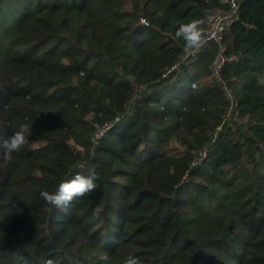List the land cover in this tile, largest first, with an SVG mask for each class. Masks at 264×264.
Instances as JSON below:
<instances>
[{"label": "trees", "instance_id": "trees-1", "mask_svg": "<svg viewBox=\"0 0 264 264\" xmlns=\"http://www.w3.org/2000/svg\"><path fill=\"white\" fill-rule=\"evenodd\" d=\"M226 9L0 0V144L31 129L10 161L0 147V264H264V0L225 22V88L216 44L175 36ZM89 168L96 190L66 209L40 197Z\"/></svg>", "mask_w": 264, "mask_h": 264}, {"label": "clouds", "instance_id": "clouds-1", "mask_svg": "<svg viewBox=\"0 0 264 264\" xmlns=\"http://www.w3.org/2000/svg\"><path fill=\"white\" fill-rule=\"evenodd\" d=\"M202 24V20L193 19L189 23L178 26L175 36L185 41V52L198 50L205 44ZM30 134L31 129L27 125H21L19 130L3 139L0 147L3 149L4 159L10 161L13 153L28 146L31 143ZM99 178V173L94 168H89L86 175L77 173L71 179L62 181L54 192L41 191L39 195L47 204L57 209H66L74 199L85 197L94 192L98 186ZM92 255L94 256L95 253ZM100 258L106 260L107 256L103 255ZM46 264H52V261L49 260ZM123 264H142V261L134 254H129L124 258Z\"/></svg>", "mask_w": 264, "mask_h": 264}, {"label": "built area", "instance_id": "built-area-1", "mask_svg": "<svg viewBox=\"0 0 264 264\" xmlns=\"http://www.w3.org/2000/svg\"><path fill=\"white\" fill-rule=\"evenodd\" d=\"M222 3L226 5L227 9L224 11H214L207 18L206 27L204 30V39L205 41H211L215 43L217 46V51L210 62V68L215 79L219 83H221L224 87V83L220 76L222 66L225 62V55L222 50L221 40H222V34H223L225 22L235 14L238 0H222ZM108 127H109L108 125H103V126L95 125L94 134L91 139L93 144L97 143V140L108 129ZM204 155L205 152L202 151L198 156V158H196L193 163L202 159Z\"/></svg>", "mask_w": 264, "mask_h": 264}, {"label": "rangeland", "instance_id": "rangeland-1", "mask_svg": "<svg viewBox=\"0 0 264 264\" xmlns=\"http://www.w3.org/2000/svg\"><path fill=\"white\" fill-rule=\"evenodd\" d=\"M77 138H79V136H78V135H75L74 138L71 139V143H73L74 146L79 147V146L77 145V143H76V139H77Z\"/></svg>", "mask_w": 264, "mask_h": 264}]
</instances>
